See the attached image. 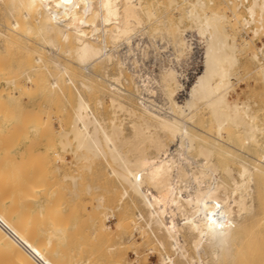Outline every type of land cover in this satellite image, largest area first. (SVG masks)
<instances>
[{"label":"bare ground","instance_id":"1","mask_svg":"<svg viewBox=\"0 0 264 264\" xmlns=\"http://www.w3.org/2000/svg\"><path fill=\"white\" fill-rule=\"evenodd\" d=\"M182 1L181 6L186 2ZM240 1L249 3L245 7V17L252 24L244 28L253 35L248 45L244 42V47L249 48L254 38L264 36V0ZM170 2L173 8L180 6L175 0ZM161 4L162 0H0V135L4 127L9 134L5 140L3 138L5 143L0 144V264L102 263L89 258V251L84 253L87 244L79 252L78 241H75L77 245L74 246L78 247L75 248L74 239L72 242L68 239L69 230L74 227L69 222L77 219L75 206L77 192L80 185H84L81 184L83 177L73 176L72 165L69 168L72 176L69 175L70 171L65 169L66 158L58 153L53 154L54 160L44 158L45 153H38L40 163L36 155L34 162L39 163L36 166L17 159L22 154V148L13 145L19 138L17 132L25 130L24 140L28 142L34 133L38 135L41 127L48 130L52 124L54 110H45L44 116L40 111L46 108L39 103L38 107L34 105L40 95L44 98L43 104L46 101L49 104L50 98L63 100L71 109L69 116L67 107L65 110L64 105L61 106L70 120L69 129L58 132L61 138H57V142L62 139L59 143L63 151L67 146L69 149L73 146L70 151L77 163L74 168L81 166L84 169V161L103 162L109 168L110 177L116 178L122 187L121 197L117 198L120 199L118 208L112 206V209L119 211V203L127 198V205L136 209L131 215L132 208L128 213L127 206L124 207L126 210L122 207L124 214L112 226L107 223L116 215L112 209L109 213L106 212L108 208L101 210L104 209V197L97 198L95 208L89 203L93 211L84 221H89L90 235L96 238L93 241H99L98 235L104 239V234L112 229L106 235L109 237L120 224L128 225L129 221H134L133 230L142 239V244L150 246L148 252H159V264H214L220 261L223 252L232 254L233 240L252 221L255 220V228L264 227V105L259 108L260 103L256 104L254 110L249 101L229 100L235 85L233 79L242 76L240 54L243 52L237 44L238 39L232 40L225 31L222 23L226 21V15L210 11L204 0L188 3L190 7L185 10V18L192 25L189 28L183 26V29L160 20L166 14L158 16L163 12H159ZM238 7L232 14L238 13ZM205 10L207 13L202 15ZM181 17L178 23L182 26ZM154 23H161L163 29H175L173 43L178 50L174 47L173 51L176 50L178 63L186 57L188 61L192 60V65H197L192 68L189 78L173 63V66L169 64L161 69L159 82L163 98L160 103L149 97L151 94L148 93L152 91L146 81L139 80L136 71L127 67L130 56L121 57L118 51L124 45L129 55L133 50V37ZM158 26H152L154 29L149 26V30L153 29L150 31L156 36L168 34ZM150 31H146V35ZM195 45L199 46L197 61L193 57ZM261 52V48H253L249 60L257 62L253 72H260L264 80ZM130 60L137 65L136 59ZM105 99L109 101L107 106H111L110 117L104 110ZM63 102L59 101L58 105ZM205 111L211 117L208 123L201 120ZM120 112L126 113L123 116L128 118L118 120ZM54 113L56 116L57 111ZM58 115L59 118L62 116ZM200 125L203 128H199ZM47 130L42 128L40 136L48 134ZM47 141L45 143L49 145L50 140ZM50 142L52 144V140ZM240 145L242 150L243 147L247 149L245 156ZM250 149L258 156L254 158L253 166L243 158L251 155L247 152ZM237 151H241V157ZM30 152L32 161L33 150ZM77 161L82 163L79 165ZM78 172L80 175L81 170ZM57 179L61 182L56 183ZM67 180L71 182L65 188L64 181ZM61 183L68 194L64 190L61 195ZM117 193L120 196L118 190ZM65 195L71 200L66 201ZM71 203L75 206L68 209ZM259 208L263 212L257 214ZM257 218L260 219L257 221ZM119 241L123 243V240ZM131 241L130 238L128 243ZM132 245L136 255L134 263L117 258L112 259L113 262L110 259V264H139L136 250L139 243L135 238ZM115 250L109 248L113 253ZM81 252L85 254L83 258ZM239 252L237 250L238 255ZM102 254L103 257L105 254ZM111 255L108 256L111 258Z\"/></svg>","mask_w":264,"mask_h":264},{"label":"rangeland","instance_id":"2","mask_svg":"<svg viewBox=\"0 0 264 264\" xmlns=\"http://www.w3.org/2000/svg\"><path fill=\"white\" fill-rule=\"evenodd\" d=\"M184 1H188V0H184ZM196 0H190V2L188 1L187 3L185 2V4H182V6L180 5L183 1L182 0H175V4H177V5H180L181 6V8H180V6L179 7H175V8H173L174 6H172L171 5V2H170V0H162V4H161V9H160V11L159 12H161V11H163V12H161V14H158V16L159 17H164V15L163 14H165V17H166V19H160V20H166V21H169V22H171L172 23V25H175V26H179L181 29H183V26H184V28H189V26H191L192 25V22L191 21H188V19H186L187 17H186V11L188 10V8L190 7L189 6V4L191 5V3H193V2H195ZM205 1V4H207V7L206 8H208L210 11H212V12H215V13H219V14H225L226 15V17H227V19H226V21H224L223 23H222V25H223V27H224V29H225V31L227 32V33H229L230 35H231V37L233 38L232 40H235L236 41V39H238L237 40V44L239 45V48H240V50H241V52H243V53H241L240 54V63H241V66H242V68L244 69H242V71L240 70V75H242V76H244V74H246V76H244V78L246 77L247 79H244L242 76V78L240 77V79H242V82H241V80L240 79H233V82L235 83V85H234V88H233V90L230 92V94L231 93H233V94H235V95H229V100L230 101H233L234 99L235 100H239V101H249V103H251V105H252V107L253 106H255L256 107V104H259V105H257V106H259V108H260V106H261V108L263 107V105H264V80L261 78L262 76H261V74H260V72H253L254 70H255V68L257 67V62L255 63V62H252V61H250L249 60V55H250V53H251V51L253 50V48L255 49V50H258V49H262V52L260 53V59H261V61H264V58H262L264 55V49H263V45H264V36L263 35H260L259 37L257 36L256 38H254L253 39V42H251V40H250V42H251V44L253 43V45H249V48H248V46H247V48L246 47H244V42H245V45L248 43L249 44V39L253 36L252 34H251V32H248V30L249 29H244V28H246V26H249V25H251L252 24V21L249 19V18H247V17H245V15H246V10H245V7L247 6V5H249V3H244L243 1L241 2L240 0H204ZM211 2V3H210ZM240 2H241V4H240ZM179 3V4H178ZM189 3V4H188ZM208 3H210V4H208ZM186 5V6H185ZM239 5H241V6H239ZM245 5V6H244ZM185 6V7H184ZM188 6V7H187ZM239 6V7H238ZM236 7H238L239 8V10H238V13H234V14H232V10L234 9V8H236ZM187 8V9H186ZM174 9V10H173ZM186 10V11H185ZM184 11V12H183ZM208 11V10H207ZM207 11L205 10L204 12H201L202 13V15H203V13H207ZM209 11V12H210ZM209 12H208V14H209ZM181 14H183V15H181ZM181 16H184V18H185V20H184V18L183 17H181ZM180 17L183 19H181L182 20V26L181 25H179V19H180ZM168 19V20H167ZM181 20H180V22H181ZM226 22V23H225ZM171 23H168L170 26H172L171 25ZM181 24V23H180ZM156 25V26H155ZM159 24H155L154 23V25L153 24H151V25H149V26H151V28H153L154 29V27H157ZM188 25V26H187ZM149 26L147 25V27L148 28H144L145 29V32L147 31V32H149L150 30L151 31H153V29H151L150 28V30H149ZM152 26H154V27H152ZM160 26V27H159ZM158 26V28H159V30H161V27L163 26V25H161V23H160V25ZM164 27V26H163ZM163 27H162V29H163ZM146 29H148V30H146ZM243 30V31H242ZM247 30V31H246ZM150 31V33H148V35H146L147 34V32L145 33V32H139V33H141V34H138V35H135L134 37H133V39H132V46H133V50H132V52L128 55L127 53H126V48H125V46L123 45V46H121L120 48H119V55L121 56V57H123L124 55L125 56H130V59L131 58H133L134 60L136 59L137 60V65H133V63L131 62V60L130 59H127V67L131 70V71H136V73H137V75H138V77H140V79L139 80H145L146 81V83L148 84H146L147 86H148V88L152 91L151 93H148V95H150L149 97L152 99V100H155L157 103L159 102L160 103V101L162 102V98H163V95L161 94V89H160V87H161V84H160V82H159V79H160V71H161V69H163V67H168V65L170 64V65H172V63L174 64V67L178 70V71H184V74L186 75V76H188V78L189 77H191V75H192V68H193V65H192V60H187V59H185V58H183V61L182 62H180V63H178L176 60H175V57H176V50H178L176 47H175V43H173L174 41H175V39H174V36L172 35V32H174L175 31V29H171V30H169V29H166V28H164L163 29V32L164 33H166V32H168V34H162L163 32L161 31L160 32V34H162V35H159V36H156V34H154L153 32H151ZM187 31L188 32H193V33H195L196 31H195V29H187ZM242 31V32H241ZM245 31V32H244ZM155 32V31H154ZM145 33V34H144ZM241 35H240V34ZM245 33V34H244ZM154 34V36L156 37V38H154V36L152 37L151 35H153ZM171 34V35H170ZM140 35V36H139ZM136 36H137V38H136ZM151 36V37H150ZM239 36V37H238ZM158 37V38H157ZM235 37H236V39H235ZM248 37V38H247ZM242 38H243V40H242ZM261 38V39H260ZM174 39V40H173ZM246 39V40H245ZM134 40V41H133ZM139 40V41H138ZM170 40V41H169ZM194 40H195V38H194ZM241 40H242V42H241ZM169 42V43H168ZM195 42V41H194ZM136 43V44H135ZM139 43V44H138ZM247 44V45H248ZM139 45V46H138ZM143 45V46H142ZM135 46V47H134ZM175 47V51H173V48ZM195 48L197 47H199L198 45H195L194 46ZM160 48V49H159ZM122 49V50H121ZM163 49V50H162ZM155 50V51H154ZM145 52V53H144ZM178 52V51H177ZM247 52V53H246ZM150 53V54H149ZM245 53V54H244ZM145 55V56H144ZM145 57V58H144ZM135 60V61H136ZM170 60H171V63H170ZM162 65V66H161ZM173 66V65H172ZM191 67V68H190ZM187 69V70H186ZM189 69V70H188ZM248 70V71H247ZM185 71H186V73H185ZM189 71V72H188ZM191 72V74H189ZM243 72V73H242ZM100 73H103V71H101ZM249 73V74H248ZM188 74V75H187ZM248 74V75H247ZM260 76V77H259ZM239 80V81H238ZM159 83H158V82ZM160 84V85H159ZM238 86V87H237ZM247 86V87H246ZM236 89V90H235ZM236 91H238V92H236ZM154 92V93H153ZM257 92V93H256ZM238 93H239V95H238ZM241 94V95H240ZM235 96V97H234ZM234 97V98H233ZM261 98V100H259ZM263 98V99H262ZM124 100H125V98H123ZM156 99H158V100H156ZM55 99H51L50 98V100L48 99V101H51L49 104H47L48 102L46 101L45 102V104H47L48 106L50 105V104H52L53 106H56L57 108V110L52 106V105H50V107L49 108H51V106H52V108L51 109H49L48 107H46L45 106V104H43L44 102V98H42V96L40 95V96H37V99L34 101V105H35V107H38V105L39 106H42V108L44 109V108H46V109H44V111L42 110V111H40L42 114H44V116H46V111L45 110H54V112H56L57 111V115L59 114V115H61L62 114V118L60 117H57V115L55 116V113L54 112H52L51 113V115H52V124H51V126L49 127V128H51V130L48 128V130L47 129H44V127H41L38 131H37V133H38V135L36 134V133H34L33 135H32V137H31V140L34 142L33 143V146L31 145V147L29 148L28 147V145H30L31 144V140L30 141H26V140H24L25 139V130H23L24 132H22L21 131V133L18 131L17 133H19L18 134V136H19V138L17 139V140H15V141H13V145H16V146H19V147H21L22 148V154L21 155H18L17 157V159H18V161L19 162H25L26 164H27V162H30L31 164H32V166H36L37 164H39L40 163V158H39V155H44V153L46 154L45 155V157L44 158H48V159H50V160H54L55 158H56V156H54L55 155V153H58L59 154V156H61L62 158H66V167H65V169L69 172V175H71L72 176V174H70L71 173V171L73 170V176H77V177H83L82 178V183L81 184H84V185H80L79 183V185L81 186V188H79V187H77L76 189H75V191L79 188V191L77 192V194H78V197H77V199H76V202H77V204H76V206L74 205V203H71V205H69V206H67V208L69 209V208H72V207H74L75 206V216H76V220H72L71 222H69V224H71V225H74V227L73 228H71L69 231H70V234H68V239H70L69 241H71L72 242V240L74 239V242H72V243H75V241H78V244H79V246H80V248H78L77 246L75 247L74 245H77V243H75V244H73V246L75 247V248H78V250H79V252H80V249H81V251H82V249L84 248L85 249V247H86V244H87V247H86V251H84V253L86 254L87 253V251H89L87 254H89V255H87V256H89V258H91V259H93L94 261H98L99 260V262L100 261H102V263L101 264H110V262H111V260L113 259V260H116L117 258H121V259H124L125 260V258H126V260H128L129 262H132V263H134L135 262V260H136V255L134 254V249H135V247L132 245V242L134 241V238H135V242H137V243H139V246H136L137 247V252H138V258H137V260L139 261V264H159V262H160V254H159V252L157 251V252H148V249L150 248V246H146V244H142V239L140 238V236L138 235L137 236V234L134 232V230H133V226H134V221L132 222V221H129V224L128 225H126V223L125 224H120V225H122V229H121V231H120V228L121 227H119L118 225V229H117V227H115V229L116 230H118V232H123L122 234L121 233H117V232H115L114 230H113V233L110 235L109 234V237H106V235L108 236V233L110 232H112V229L107 233V234H104L105 236H103L104 237V239H102L101 237H102V235L100 236V235H98L99 236V238L97 239V241L98 242H96V240H94L93 241V239L95 238V237H93L92 238V236L90 235V233H91V229H90V224H89V221H88V219H87V222L86 221H84L85 220V218H88V214H90L89 212H91V210L93 209V208H95L98 204L96 203V201L98 200L97 198H99V196L101 197H104V199H105V201H104V209H101L102 211H106V209H107V213H109V212H111L112 210L114 211V214L116 215V218L115 219H110L109 220V222L107 223L108 225H114V223H116L117 221V218L121 215H123L124 214V210H126L125 208H126V206H127V210H126V212H128L129 213V211H128V209H130V208H132V207H130L129 205H127L128 204V202H126V201H128L129 199L127 198V199H125V200H123L122 202H120L119 204H121L120 205V207H121V209H119V211L120 212H122V210H123V208H124V210H123V212H122V214L121 213H119V211L118 210H116L117 208H118V202H119V200L120 199H117V198H119V197H121V194H120V192H121V188L122 187H120V184H119V182H117V180H116V178L114 179V177L112 176V178L110 177V175L108 174L109 173V168H108V166L106 165V164H104L103 162H101V161H98L97 160V162H96V160L93 162V161H84L83 162V164L82 165H85V168H88L89 170H87V169H85L84 167V169H81L80 167L78 168V166L77 167H75V168H77V171H75L76 169L74 168V163H75V158L74 159H72L74 156L71 154L72 152V150L71 149H73V146H71L70 147V149H69V147L67 146L65 149H64V151L63 150H61V147H63L62 145H60V143H59V141H61V140H58V142H57V138H61V137H58V132L59 131H63V130H68L69 129V118H67V115L65 114V113H67L66 111H63L64 110V108H65V110H66V107H67V111H68V113L67 114H70L69 116H71V109L67 106V105H64V102H63V100L61 101V100H59L60 102H63V104L61 103L60 105H58L59 103V101L58 100H56V101H54ZM263 100V101H262ZM262 101V102H261ZM127 102V101H126ZM258 102V103H257ZM39 103V104H38ZM57 103V104H56ZM108 103H109V101H108V99H105V108L106 109H104L105 111H106V114L107 115H109V117H110V104H109V106H107L108 105ZM263 104V105H262ZM62 105H64L63 107H61ZM58 106H60V108L58 107ZM109 107V108H108ZM59 108V109H58ZM62 108V109H61ZM37 109V108H36ZM112 109V108H111ZM253 109H254V107H253ZM109 110V114L107 113V111ZM255 110V109H254ZM257 110V109H256ZM29 111V110H28ZM31 111V110H30ZM59 111V112H58ZM61 111V112H60ZM112 112H111V115H112V113H113V109L111 110ZM32 112V111H31ZM40 112H38V113H40ZM64 112V113H63ZM262 112V111H261ZM261 112H259V114H261ZM33 113V112H32ZM35 113V112H34ZM39 114V115H42V114ZM54 113V114H53ZM121 113V114H120ZM119 113V115H117V118H118V120H121L120 118L121 117H123L122 119H124V118H128L127 116L125 117V116H123V115H125L126 113H124L123 114V112H120ZM27 114V113H26ZM25 114V115H26ZM118 114V113H117ZM58 115V116H59ZM63 115H65V117H66V120L64 119L65 117L63 116ZM122 115V116H121ZM208 115V116H207ZM44 116L42 115V119L44 118ZM68 116V117H69ZM204 116V117H203ZM203 116L201 117L202 119V122H205V123H208L209 121H210V118L211 117H209L210 115L209 114H207V111H205V112H203ZM57 119H56V118ZM58 118L59 119H61V122L58 120ZM205 118V119H204ZM62 119H64V120H62ZM67 120H68V122H67ZM60 122V125H61V127L62 128H60V126H59V122ZM66 124H65V123ZM64 126H63V125ZM67 124H68V126H67ZM67 126V127H66ZM42 128H43V130H47V131H49V132H51L50 133V137H49V132H48V134L46 133L45 135H41L40 136V132L42 131ZM199 128H203L201 125L199 126ZM53 129V130H52ZM54 131L56 132V133H54ZM55 134V135H54ZM2 135H4L3 137H2ZM2 135H0V137H2V138H0V144H2V143H5L4 141H3V138H4V140L8 137V130L6 129V127H4V132H3V134ZM36 135H37V138H36ZM52 135H54V139H53V137H52ZM60 136V135H59ZM35 137V138H34ZM40 137H41V139H40ZM50 139H49V138ZM39 138V139H38ZM46 138H47V140L49 141H51L52 140V144H51V142L49 143L47 140H46ZM210 140H211V138H210ZM48 142V144L49 145H47L45 142ZM55 141V142H54ZM42 142V143H41ZM54 143V144H53ZM22 144V145H21ZM38 144V145H37ZM43 144V145H42ZM238 145V144H237ZM40 146V147H39ZM43 146V147H42ZM236 147H239V145L238 146H236ZM240 147H241V145H240ZM67 148H68V150H67ZM253 148V147H252ZM251 148V149H252ZM47 149H48V151H47ZM241 150H242V147L240 148ZM246 149V147H243V150H242V152L241 153H243L244 154V156H245V151L247 150H245ZM250 149V151L248 150L247 152L249 153V154H251L252 155V157H251V155H249L248 156V158H247V156L246 157H244L243 156V158H246V160L248 161V162H250L251 163V165L253 166V164H255L256 162L254 161V160H256V159H254V158H258V156H257V153L254 151V149L253 150H251ZM33 150V153H32V155H33V157H32V161H30V158H31V152L29 153V151H32ZM71 150V151H70ZM254 151V153H252ZM48 152V153H47ZM239 151H237V154L239 155V157H241L242 155H241V153H240ZM29 153V154H28ZM38 153H40L39 155H38ZM66 153V154H65ZM68 153V154H67ZM70 153V154H69ZM54 154V155H53ZM256 154V155H255ZM36 155H38L37 156V158L35 157ZM65 155V156H64ZM241 155V156H240ZM23 156V157H22ZM30 156V157H29ZM54 156V157H53ZM64 156V157H63ZM71 156V157H70ZM39 161V163L37 162V160H35V162H34V159L35 158ZM29 158V159H28ZM195 158H198L196 155H195ZM216 158H218V157H216ZM249 158H251L252 159V161H251V159H249ZM22 159V160H21ZM27 159H28V161H27ZM43 159V156H42V158H41V160ZM198 159H200V158H198ZM78 162V161H77ZM92 162V163H91ZM100 162V163H99ZM255 162V163H254ZM29 163V164H30ZM82 163V161L80 162V164ZM86 163H87V165H86ZM94 163V164H93ZM30 164V165H31ZM34 164V165H33ZM78 164H79V162H78ZM79 164V165H80ZM71 165H72V167H71ZM77 165V163H75V166ZM87 166V167H86ZM90 166L92 167V170L90 169ZM72 168V170H69V168ZM113 167H115L116 168V166H114L113 165ZM100 168V169H99ZM104 168L106 169L105 171H104ZM78 169H80L81 170V173H82V175H81V173H80V175H79V172H78ZM83 170V171H82ZM86 170L88 171V172H86ZM67 172V173H68ZM89 172H90V177H89ZM108 172V173H107ZM76 173H78L77 175H76ZM86 173V174H85ZM107 173V174H106ZM75 174V175H74ZM105 174V175H104ZM85 175V176H84ZM107 175H109V176H107ZM110 179H109V178ZM78 179V180H81V179ZM104 178V179H103ZM102 179V180H101ZM70 180V179H69ZM69 180H67V181H64L65 182V185H64V183H61V187H62V189H60V193L61 192H63V194H64V190H65V192L67 191V189H64L63 188V185H64V187L65 188H67V186L69 185L70 186V182H69ZM107 180V181H106ZM112 180V181H111ZM60 180L59 179H57V181H56V183H60L59 182ZM84 181V182H83ZM103 181V182H102ZM63 182V181H62ZM99 183V185L100 186H97V184ZM109 183V184H108ZM115 183V184H114ZM68 184V185H67ZM87 184H90V186L88 185V186H85V185H87ZM99 188L98 190H97V187ZM116 185V186H115ZM82 186H83V188H82ZM93 188V191H92V188ZM94 187H96V189L94 188ZM113 187V188H112ZM115 187V188H114ZM85 188V191L86 190H88V191H84L83 189ZM101 188H102V190L104 191H102L101 190ZM110 188V189H109ZM111 189H113L112 191H111ZM97 190V191H96ZM101 190V191H100ZM110 190V191H109ZM117 190H118V192H119V195L120 196H118V193H117ZM120 190V191H119ZM81 191H83L84 193H81ZM95 191V192H94ZM114 191V192H113ZM68 192V191H67ZM66 192V194H68ZM102 194H101V193ZM79 193H81V196H79L80 194ZM92 193V194H91ZM104 193L106 194L105 196H103L104 195ZM110 194L109 195V197H108V194ZM116 195H115V194ZM61 195H62V193H61ZM115 197H114V196ZM68 196V195H67ZM67 196L65 195L64 196V198H65V200L66 201H70L71 200V197L69 198V199H66L67 198ZM89 196H91V197H89ZM111 197V198H110ZM115 199V200H114ZM112 200H114V205H113V201ZM81 201H82V203H81ZM118 201V202H117ZM255 201H256V204H258V198L256 197V199H255ZM87 202H88V204L90 203V204H92V207H90V204L89 205H87L86 207L84 206H82V204H87ZM98 202V201H97ZM125 203V204H124ZM117 205V206H116ZM115 208L116 207V209L114 210V209H112L113 207ZM78 207H79V209H78ZM90 207V208H89ZM123 207V208H122ZM134 208V207H133ZM132 208V210H130L131 212L129 213V214H131L132 215V213L133 214H135L134 212H136V209L134 208L133 209ZM112 209V210H111ZM95 210V209H94ZM108 210H109V212H108ZM111 210V211H110ZM79 211V212H78ZM86 211V212H85ZM93 211V210H92ZM112 211V212H113ZM125 212V213H126ZM263 212V210L261 209V208H259V209H257V211H256V213L257 214H260V213H262ZM260 218H257V221L259 220ZM84 221V222H83ZM256 221V222H257ZM78 222H79V224H78ZM84 223H86V225L84 226L83 224ZM87 223H88V225H87ZM132 224V225H131ZM124 225H126V226H124ZM255 225H256V223H255V220L254 221H252L251 223H250V225H248V227H247V229H245L244 231H243V233H240V235H238V237L236 238V239H234L233 240V242H232V244H231V247H232V250H233V252H232V254H229V253H227V252H223V254H222V256H221V258L219 259L220 261H217V263H214V264H264V256H263V252H264V227L262 228H260V229H257V228H255ZM76 226H78L79 228H77ZM250 226H252L251 228H250ZM262 226H264V222H263V224H262ZM85 229H84V228ZM89 227V228H88ZM125 227V228H124ZM114 228V227H113ZM76 229H77V232H76ZM124 229V230H123ZM126 229V230H125ZM257 229V230H256ZM81 231V233H80V231ZM88 230V231H87ZM133 230V231H132ZM68 231V232H69ZM74 231V232H73ZM86 231H87V233H86ZM247 231H248V233H247ZM250 231V232H249ZM258 231V232H257ZM73 232V233H72ZM115 232V233H114ZM257 232V233H256ZM124 233H126V234H124ZM131 233H132V235L134 236H131ZM135 233V234H134ZM252 233H253V235H252ZM84 234H85V236H84ZM118 234H120V235H118ZM249 234H251V236L249 235ZM71 235V236H70ZM87 235H89V238H88V236ZM118 235V237H116ZM262 235V236H261ZM245 236V237H244ZM87 237V238H86ZM252 237V240H250V238ZM77 238H78V240H77ZM86 238V239H85ZM90 238H92V243H91V241H89L90 240ZM109 238V239H108ZM122 238V239H121ZM132 239V241H131V243L129 242L128 243V240L129 239ZM261 238H262V240H261ZM96 239V238H95ZM127 239V240H126ZM248 240V241H246V240ZM106 240V241H105ZM119 240H123V243L121 242L120 243V241ZM141 240V241H140ZM108 241H110L109 243H108ZM258 241V244H256V242ZM95 243V245H92V244H94ZM102 242V245L101 244H99V243H101ZM104 243V244H103ZM111 243L112 244H115V246L113 245V246H111ZM127 243V244H126ZM233 243L235 244V246L237 247V249L234 251V249L236 248V247H234V245H233ZM84 244V245H83ZM91 244V245H90ZM99 244V245H98ZM123 244V245H122ZM89 245V246H88ZM122 247H121V246ZM249 245V246H248ZM85 246V247H84ZM100 246H101V248H100ZM248 246V247H247ZM257 246V247H256ZM105 248V249H104ZM109 248L110 249H112V248H115L116 250H115V252L113 253L112 251H109ZM118 248H119V250H118ZM252 248V249H251ZM100 249V250H99ZM124 249H125V251H124ZM259 249V250H258ZM78 250H76V251H78ZM99 251V253H97L98 251ZM237 250H239V251H241V252H239L240 254L238 255V253H237ZM251 250H253L252 251V253H251ZM93 251V252H92ZM105 251H106V253L108 254V255H110V254H112L111 255V258L108 256V255H106V253H105ZM102 252H103V254H105V255H103L102 254ZM109 252V253H108ZM112 252V253H111ZM82 253V258H83V252H81ZM81 253H80V255H81ZM94 253V254H93ZM103 255V257L101 256V254ZM115 253H116V255H115ZM120 253V254H119ZM249 253H251V254H249ZM261 253V254H260ZM84 254V255H85ZM95 254H97V255H99L98 257H97V255L95 256ZM146 254H148V255H146ZM90 255H91V257H90ZM232 255V256H231ZM94 258H93V257ZM101 256V257H100ZM107 258H106V257ZM113 256V257H112ZM228 256V257H227ZM123 257V258H122ZM234 257H235V259H234ZM84 258H88V257H85L84 256ZM97 258V259H96ZM107 260H106V259ZM115 258V259H114ZM143 258L146 260H143ZM111 259V260H110ZM113 260H112V262H113Z\"/></svg>","mask_w":264,"mask_h":264},{"label":"built area","instance_id":"3","mask_svg":"<svg viewBox=\"0 0 264 264\" xmlns=\"http://www.w3.org/2000/svg\"><path fill=\"white\" fill-rule=\"evenodd\" d=\"M198 49H199V47L198 48L197 47L196 48L194 47L193 57H194L195 61H197L196 59L200 56L199 53H198V51H199ZM196 66H197L196 63L193 64V68H195Z\"/></svg>","mask_w":264,"mask_h":264}]
</instances>
